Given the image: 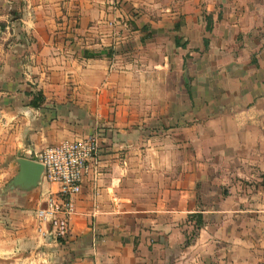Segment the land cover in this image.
I'll return each mask as SVG.
<instances>
[{
    "label": "crops",
    "instance_id": "0c3cea01",
    "mask_svg": "<svg viewBox=\"0 0 264 264\" xmlns=\"http://www.w3.org/2000/svg\"><path fill=\"white\" fill-rule=\"evenodd\" d=\"M96 132L97 196L86 180L66 239L41 244L44 190L7 188L17 159ZM0 252L264 264V0H0Z\"/></svg>",
    "mask_w": 264,
    "mask_h": 264
},
{
    "label": "built area",
    "instance_id": "2783aa9c",
    "mask_svg": "<svg viewBox=\"0 0 264 264\" xmlns=\"http://www.w3.org/2000/svg\"><path fill=\"white\" fill-rule=\"evenodd\" d=\"M102 143L101 135L96 132L48 145L30 155V160L42 168L39 185L44 190L40 194L42 205L33 214L35 232L41 244H58L66 239L75 215L74 198L86 180L90 179L93 197L97 196Z\"/></svg>",
    "mask_w": 264,
    "mask_h": 264
},
{
    "label": "rangeland",
    "instance_id": "374dc122",
    "mask_svg": "<svg viewBox=\"0 0 264 264\" xmlns=\"http://www.w3.org/2000/svg\"><path fill=\"white\" fill-rule=\"evenodd\" d=\"M6 27H9V29H5L6 32H10L11 31V28L12 26L10 25V23L6 26ZM11 27V28H10ZM3 31V28L1 29ZM186 66V65H185ZM215 87L216 85L214 84L213 85V88H212V91L210 92H206V91H198V90H194L193 91V102H207V97L210 98V96H212L213 99H218V100H221L222 97H223V92L220 91L218 92L219 93V96L217 97V91L215 90ZM135 102H139V100H136ZM181 102V101H180ZM216 102V101H215ZM193 109H195V106L193 107ZM215 112V110H214ZM187 125H193L194 124V119L192 121V123L190 122H186ZM177 128H183L184 125L183 123H177L176 124ZM31 171L34 172V173H38V172H41L42 171V168L41 166L36 163V162H33V165L31 167ZM11 179H9L8 181H10ZM39 250L36 251V253H42V247H39L38 248ZM45 253V252H43ZM13 254L10 253H6V252H0V264H22V260H14L12 258ZM49 256L48 255H45L44 257H41V260H38L40 257H37L36 254L34 256V258H32V260H30V262H34V264H51L52 263V259L53 258H48ZM29 262V263H30Z\"/></svg>",
    "mask_w": 264,
    "mask_h": 264
},
{
    "label": "water",
    "instance_id": "95a60500",
    "mask_svg": "<svg viewBox=\"0 0 264 264\" xmlns=\"http://www.w3.org/2000/svg\"><path fill=\"white\" fill-rule=\"evenodd\" d=\"M32 160L18 158L17 164L19 167L18 173L8 183L9 190H19L21 192H29L37 188L41 183L42 171L34 173L31 171L33 165Z\"/></svg>",
    "mask_w": 264,
    "mask_h": 264
},
{
    "label": "trees",
    "instance_id": "16d2710c",
    "mask_svg": "<svg viewBox=\"0 0 264 264\" xmlns=\"http://www.w3.org/2000/svg\"><path fill=\"white\" fill-rule=\"evenodd\" d=\"M212 30V26L211 25H208L207 28H206V31L207 32H211ZM208 46V41L205 39L204 40V48L206 49ZM84 57L85 58H94V57H99L100 54H88L87 52H85L84 54ZM106 55L109 57L111 55L110 51H108L106 53ZM44 103V98L42 96L41 93H38L37 95H35L33 97V99L30 101L29 105L32 107V108H39L43 105ZM189 219H192L195 224H194V230H199L202 226H203V218L201 216V214H193L189 217ZM193 236H194V232L192 233ZM190 239L187 238L186 241H185V245H189L190 244Z\"/></svg>",
    "mask_w": 264,
    "mask_h": 264
}]
</instances>
